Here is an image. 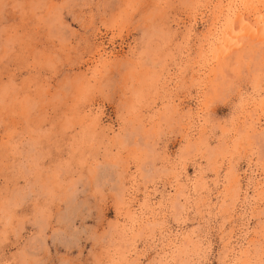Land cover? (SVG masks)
<instances>
[{
	"label": "rangeland",
	"instance_id": "1",
	"mask_svg": "<svg viewBox=\"0 0 264 264\" xmlns=\"http://www.w3.org/2000/svg\"><path fill=\"white\" fill-rule=\"evenodd\" d=\"M209 1L155 5L157 22L130 38L125 21L141 5L129 0H117L123 7L99 24L85 11L91 0L75 13L67 0H0V264H100L101 247L105 264H156L161 256L163 264H182L177 248L187 235L200 254L190 243L183 264H224L227 235L239 225L225 264H241L246 247L248 264H264V198L257 194L264 174L244 173L250 158L258 162L263 143L253 150L240 141L215 164L207 150L237 138L232 119L239 100L252 93L258 58L235 67V74L228 70V82L216 84L203 105V124L188 129L197 97L207 91L194 85L189 67L210 21ZM201 130L207 144L198 151L192 145ZM230 167L249 187L235 214L232 196H223ZM174 173L199 190L182 201L186 210L178 220ZM105 189L106 199L99 195ZM122 190L127 203L128 192H136L131 209L147 203L148 220L136 232L164 222L153 242L149 232L139 233L140 257L127 260L119 254L128 214Z\"/></svg>",
	"mask_w": 264,
	"mask_h": 264
},
{
	"label": "bare ground",
	"instance_id": "2",
	"mask_svg": "<svg viewBox=\"0 0 264 264\" xmlns=\"http://www.w3.org/2000/svg\"><path fill=\"white\" fill-rule=\"evenodd\" d=\"M209 2H210L209 5L211 6V8L208 9L209 13L206 15V17L210 19V21L207 23L208 26L206 28V31L202 34L201 36L202 40H200L199 42L198 47L200 48V53H199V56L197 55L198 59L196 58L197 60L194 61L193 64L191 63L192 65H190L189 67L190 72H191L192 81H195V83L193 82L194 85L197 86L198 90L199 88H202L204 85H206L207 89L206 87L205 89L207 91L202 95L203 100H199V97H197L198 104H199L197 105V108H196L197 111L193 113L192 115H189L190 122L193 121L194 125H191V126L188 125L189 126L188 129H191L194 131L195 130L194 127L196 125L201 126L203 124L202 122L203 121L202 120L203 119L202 117L203 108L204 106L208 105L207 100L208 101L211 100L212 95L217 91L216 84L228 82L226 79L229 75L228 70L229 71L234 70V74H235L237 70L235 69V67H239L244 61H245L244 63H246V61H248L251 58L253 59L258 58L257 59L259 60L258 64L255 68H253V70L256 71L258 76L254 80L252 79L253 81L250 79V81L253 82V88L251 91L252 93L249 94V98L247 97L248 99L239 100V105L237 106L235 114H234L235 117L232 119V126L234 127L233 130L235 129L236 133L238 134L236 136L237 138L234 139L230 145L227 144V142H221L219 146H216L215 148L207 147V150L209 152L208 159L210 163L215 164L218 161L220 162V160L223 161V159L226 158L228 153H232V151L237 149L240 141L246 140L247 145L252 147V149L256 148V146L258 145V142H261L263 143L262 148L260 146L259 149L256 150V154H257L256 160L258 162L255 164H252V158H250L247 164V168L244 173H246L245 175H252L253 173L257 171L256 173H260V175H262L264 174V0H211ZM205 21H207V19ZM197 22H198V19L193 18V22L191 26H195ZM251 63H252V60H251ZM254 64L256 65V63ZM206 69H209V72H206ZM232 75L231 77H234ZM191 86H193V84H191ZM202 101L204 104L202 103ZM203 131L201 130V133H200V136L202 138L198 140L197 144L195 143L194 145H192V149L199 151V148H198L199 144H202V143L207 144L206 138H203L204 137ZM246 151H248V149ZM250 154H251V151H250ZM252 154H254V152H252ZM258 163H261L262 165L261 167L263 169L258 168L259 166ZM171 168L173 169V167ZM178 174L174 173L173 175L174 184L172 183L171 185V187L172 186L174 187V185L176 187L175 194L172 197V200H173L172 208L175 211L176 217L174 219L176 220H178L181 216H184V212L186 210L185 204H183L182 201L184 199L187 200V198L192 196L193 193L199 191L197 189V184L195 182H191V180L188 177H187V180H189L188 182H185V183L180 182L181 174L180 175ZM225 178L230 188L227 192L224 193L223 196L224 197L229 196V195L232 196L231 199L233 200L231 201L230 204H232L231 210L232 212L234 211V214H235L237 213V210L239 209V207L244 206L245 202H242V195L243 196L247 195V191L249 187L247 186L246 188L243 187V184L241 182L242 178L240 177L239 174H237V169H235L234 167L229 168L228 173L226 174ZM206 184L207 183L205 182L200 188L207 187ZM262 184L263 183L260 182L259 184L256 185V187ZM246 185H248V183ZM261 187L263 188V190L259 191V193L257 192V194L259 195V197L264 198V184ZM149 193L144 191L145 199L146 198L149 199L150 197ZM135 194H136L135 191L128 192V195L130 198V201L128 203L126 201L127 199H126V194L124 190H122V194H121L122 198L124 199L123 205L126 204L125 210L128 213L126 215L127 221L124 225H122V228L120 229L121 238H120L119 254L124 260H127L128 258L131 257L132 254H135V253L140 257V255L138 254L136 250L137 248L136 243L138 241L137 237L139 236V233L149 232L150 235L152 236V242L154 241L153 238L156 237L155 233L157 231H159L158 234H163L162 224L164 222L163 223L147 222L144 226L141 227V229L138 232L134 230L135 227L141 224L142 219L148 220L146 202L144 203L140 202V205L138 204L139 208L131 209L132 207L131 200L135 201L136 199ZM201 199L203 200V198ZM254 199L256 200L257 198H254ZM249 202L251 204V201H246V205ZM248 221L249 219H247L246 229H247ZM239 226L237 227V229L235 227V229L240 231V229L242 228V225H239ZM235 229L232 228L230 230V233L227 235V239L225 241V246H227L228 249H226V251H224V255L221 256V258L224 260V264H225V258L228 257V254L234 251V245L232 246L231 244L236 238V237L234 238V236L237 234ZM262 229L264 230V226ZM258 237L260 236L258 235ZM191 239L193 238L190 235L185 236V238L181 242V245H179L177 248L178 250L177 257L178 259L182 260V262H180L182 264L185 260V257L188 256V253H189L188 247H190V243H191V246L193 244V247H195L196 252L200 249L199 248L200 245H198L199 243L197 245L196 244L194 245L195 241L193 242V240ZM249 250H248V247H246V250L244 249L240 251V255L243 256V259L240 262L241 264H248ZM256 252L258 251L256 250ZM198 254H200V252H197V255ZM260 254L261 253H259V256ZM164 258L165 257L161 256L160 260H158L156 264H163V262H166ZM113 261H116V260L113 259ZM259 262H261V260ZM108 264H111V263L108 262Z\"/></svg>",
	"mask_w": 264,
	"mask_h": 264
},
{
	"label": "clouds",
	"instance_id": "3",
	"mask_svg": "<svg viewBox=\"0 0 264 264\" xmlns=\"http://www.w3.org/2000/svg\"><path fill=\"white\" fill-rule=\"evenodd\" d=\"M130 3H136L141 5L132 16L126 18V23L129 29V37H135L139 34V29L145 24L157 22L156 17L151 15V10L155 5L162 3H172L173 0H129ZM175 4H179L182 0H174ZM68 6L72 13L78 12L81 9L83 0H67ZM99 3V7L97 4ZM120 7H123V3H117V0H91V8L85 9V11H92L95 16L96 23L99 24L102 20L107 22L109 17L115 14ZM66 19L71 20V14L65 11ZM101 198H108L109 192L107 189L103 191ZM103 227V221L101 224ZM106 253V249L101 247L100 249V264H105L103 259Z\"/></svg>",
	"mask_w": 264,
	"mask_h": 264
}]
</instances>
